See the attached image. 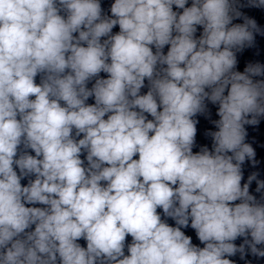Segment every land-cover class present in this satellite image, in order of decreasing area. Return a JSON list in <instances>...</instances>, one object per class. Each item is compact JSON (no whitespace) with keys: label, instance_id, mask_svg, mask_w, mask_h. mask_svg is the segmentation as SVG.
Here are the masks:
<instances>
[{"label":"clouds","instance_id":"1","mask_svg":"<svg viewBox=\"0 0 264 264\" xmlns=\"http://www.w3.org/2000/svg\"><path fill=\"white\" fill-rule=\"evenodd\" d=\"M243 7L264 0H114L110 16L100 0H0V264L264 258V180L241 183L264 64L235 70L264 29ZM206 101L217 130L194 153Z\"/></svg>","mask_w":264,"mask_h":264}]
</instances>
